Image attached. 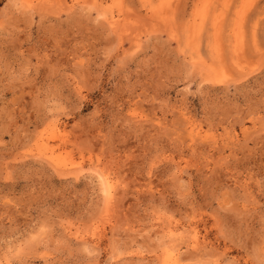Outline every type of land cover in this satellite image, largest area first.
<instances>
[{"label": "rangeland", "instance_id": "obj_1", "mask_svg": "<svg viewBox=\"0 0 264 264\" xmlns=\"http://www.w3.org/2000/svg\"><path fill=\"white\" fill-rule=\"evenodd\" d=\"M0 264H264V0H0Z\"/></svg>", "mask_w": 264, "mask_h": 264}, {"label": "bare ground", "instance_id": "obj_2", "mask_svg": "<svg viewBox=\"0 0 264 264\" xmlns=\"http://www.w3.org/2000/svg\"><path fill=\"white\" fill-rule=\"evenodd\" d=\"M112 23H113V22H112ZM113 25H114V23H113ZM117 25H118V24H117ZM106 182H107V181L105 180V184H106L105 186H106V187H109L110 185L108 186V184H107ZM108 189H109V188H108ZM106 193H107V192H106ZM110 195H111V194H110ZM193 239H194V238H193ZM195 241H196V240H195ZM196 242H197V241H196ZM194 246H195V245H194Z\"/></svg>", "mask_w": 264, "mask_h": 264}]
</instances>
